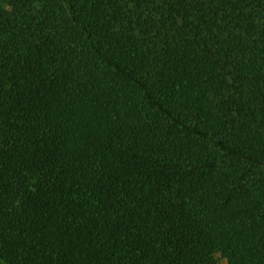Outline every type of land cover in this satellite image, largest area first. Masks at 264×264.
<instances>
[{"label":"trees","instance_id":"trees-1","mask_svg":"<svg viewBox=\"0 0 264 264\" xmlns=\"http://www.w3.org/2000/svg\"><path fill=\"white\" fill-rule=\"evenodd\" d=\"M264 264V0H0V264Z\"/></svg>","mask_w":264,"mask_h":264},{"label":"rangeland","instance_id":"rangeland-1","mask_svg":"<svg viewBox=\"0 0 264 264\" xmlns=\"http://www.w3.org/2000/svg\"><path fill=\"white\" fill-rule=\"evenodd\" d=\"M218 259V262L217 264H227L225 260L221 259V258H217Z\"/></svg>","mask_w":264,"mask_h":264}]
</instances>
